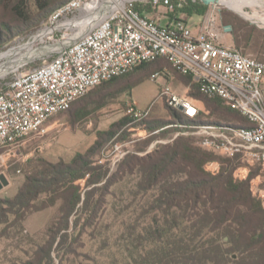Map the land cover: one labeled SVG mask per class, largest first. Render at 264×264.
I'll use <instances>...</instances> for the list:
<instances>
[{
    "label": "trees",
    "instance_id": "obj_1",
    "mask_svg": "<svg viewBox=\"0 0 264 264\" xmlns=\"http://www.w3.org/2000/svg\"><path fill=\"white\" fill-rule=\"evenodd\" d=\"M67 1L32 0L37 9L36 14H32L28 10V0H0V49L11 38L10 43L20 37L17 34L21 30L34 31L38 26L32 23L33 19L48 16ZM147 5L153 7L151 4L136 2L135 9L144 14V6ZM207 7L199 0H183L177 11L188 16H202ZM166 15L171 16L172 13ZM8 17H13L26 27L21 29L19 25L11 23ZM245 30L248 39L254 38L251 43L253 49L259 48L254 52L259 56L264 55V35L253 26ZM233 44L240 47L237 39H234ZM40 63L37 61L31 66ZM166 63L170 65L165 58L158 57L123 75L103 81L78 97L69 109L73 107V111L81 118L87 113L83 108L94 101L98 93L110 95L107 90L116 85L120 86L116 91H129ZM177 73L184 84L190 85L188 94L204 103L205 108L201 107L199 114L209 112L222 118H235L240 124L233 127L252 126L247 118L231 109L220 98L202 92L190 75ZM169 109L177 122L208 123ZM126 118H121L114 125L124 123ZM165 122L157 119L146 121L145 129L155 131ZM213 124L221 125L218 122ZM112 133L107 130L98 134L110 136ZM100 145L97 138L84 153H76L70 161L59 159L50 162L37 158L33 167L28 168L31 163L29 160L24 168V179L16 193L11 197L0 198V237L7 238L20 234L24 230L23 222L33 212L51 208L58 200L62 201L59 209L64 211V216L58 226L52 225L54 229L50 231L53 232V243L52 240L48 242L46 248L40 249L42 255L34 260L28 259L24 264H53L52 252H75L72 244L81 241L80 235L92 221L78 223L75 220L70 224L69 218L75 214L76 209H88L91 204L97 203L90 200L96 194V188L86 190L82 195L80 185L75 182L85 179L86 184L90 185L105 177L106 172L101 166H94L91 159ZM234 159L230 157L222 161L212 151L195 145L192 139L184 136L176 137L171 143L157 145L145 155L126 157L121 167L131 173L136 171L141 178V183L137 185L138 192L133 196H137L140 191L146 195V200L145 205L132 208L133 212L140 211L138 217H129L128 222L119 221L118 228L122 232L111 244L103 242L102 247L111 246L114 249V252L106 256L107 264H264V208L252 195L249 183L251 176L246 179L233 177ZM213 160L221 161L216 173H210L204 168L206 162ZM98 190L101 191L100 188ZM71 225L72 230L80 225L75 236L69 231ZM225 236L228 237L227 241L223 240ZM57 238L56 249L53 250ZM233 252L237 253L236 258L231 257Z\"/></svg>",
    "mask_w": 264,
    "mask_h": 264
},
{
    "label": "built area",
    "instance_id": "obj_2",
    "mask_svg": "<svg viewBox=\"0 0 264 264\" xmlns=\"http://www.w3.org/2000/svg\"><path fill=\"white\" fill-rule=\"evenodd\" d=\"M136 2L168 10L172 13L169 22L163 24L141 14L135 9ZM182 2L68 0L26 37H17L14 41L27 38L24 47H17L25 51L28 47H58L27 57L23 65L41 63L0 85V149L40 129L52 115L69 109L97 84L163 57L177 72L190 75L202 92L220 98L252 123L251 127L195 124L200 146L264 166V94L260 87L264 61L223 44V34L206 15L195 31L191 29L181 13H174ZM159 74L153 73L152 80ZM161 95L186 117L195 118L201 111L198 99L175 94L168 83ZM147 112L133 110L132 114L139 118ZM120 148L119 143L113 145L114 151ZM211 166L206 163L204 168L215 173Z\"/></svg>",
    "mask_w": 264,
    "mask_h": 264
},
{
    "label": "rangeland",
    "instance_id": "obj_3",
    "mask_svg": "<svg viewBox=\"0 0 264 264\" xmlns=\"http://www.w3.org/2000/svg\"><path fill=\"white\" fill-rule=\"evenodd\" d=\"M144 7V14L152 19H162V16L168 13V10L163 7H148V5ZM177 9L174 10L175 14L180 13ZM28 10L32 14H36L37 9L32 0H28ZM235 10L237 9L227 7L221 3L210 4L202 16L210 17L214 29L222 34H225L223 27L228 22L227 25L230 26L228 27V34L231 35L233 41L237 39L240 44L238 48L235 44H232V46L264 60V55L259 56L254 52L259 48L253 49L251 43L254 38L248 39L246 36L247 30H245L246 27L253 26L264 35V8L245 6L242 10H237L238 12ZM202 16L183 14L190 28H194L196 24L200 23ZM46 17L43 16L39 20L33 19L32 23L36 24L37 27ZM7 19L11 23L19 25L21 29L26 27L13 17ZM31 32L32 30L25 29L17 35L26 37ZM11 39L0 49V63L3 62L2 59L4 58L12 59L17 54L25 53L24 49H20L21 52L16 49L19 51L14 52L15 54L7 53L12 47H24L28 43L27 38L19 41L13 40L10 43ZM20 65L22 67L10 71L2 77L0 76V85H3V82L16 73L32 68L30 64L23 65L21 63ZM155 72L160 74L152 80L151 75ZM167 83L170 84L171 90L175 94L189 95L190 85L184 84L181 81V76L166 63L163 68L144 77L129 91H116L120 87L116 85L107 90L110 95L98 93L96 97L94 96V101L83 108L87 112L83 117L79 118L78 114L73 111V107L68 111L56 113L37 131L30 132L18 143L1 149L0 173L5 174L9 183L0 189V198H6L16 193L17 188L24 179V168L27 167L29 160H31V163L28 168L33 167L37 158L50 162H56L59 159L70 161L76 153H84L97 138L101 142L91 159L94 166H101L103 171L106 172L105 177L98 183L90 185L86 184L85 179H79L75 182L80 185L82 195L86 190L96 188V194L92 195L90 200L92 203H97L96 205L91 204L88 209H82V207L76 209L75 214L73 213L69 218L70 224L75 220H78V223L92 221V224L84 228L85 232L80 235L81 241L72 244V249L75 252L59 251L58 254L52 252L53 264H107L108 258L106 256L114 252V249L111 246L102 247L103 242L107 241L111 244L122 232L118 228L119 221L128 222L129 217L130 219L138 217L140 211L133 212L132 208L136 209L140 204L145 205L146 200V195H143L140 191L137 196H133L136 191L138 192L137 185L141 183V178L136 171L131 173L125 167H121L126 157L145 155L157 145L171 143L178 136L189 137L195 145L201 147V137L196 132L195 124L177 122L170 114L169 108L178 110L170 106L165 100L166 98L161 95L162 88ZM260 87L262 89L263 83ZM203 105L204 103L200 101V106L205 108ZM133 110H148V112L146 115L136 118L132 114ZM208 113L198 114L192 119L208 122L207 124L218 122L221 123L219 126L228 127L240 124L235 118H222ZM123 117H127L124 123L114 125ZM154 119L163 120L167 123L165 122V125L155 131L146 130V121ZM198 124L196 123V125ZM107 130H111L113 133L110 136L98 134ZM115 143L121 144L119 151L113 150ZM121 153L124 154L119 157ZM213 153L222 161L230 158L221 153ZM113 160L115 162L112 164ZM220 162L219 160H213L206 163H212L211 168L215 169L216 173L220 168ZM233 164L235 167L232 170V175L235 179H246L249 175L251 176L249 183L252 195L261 202V206L264 208V166L260 162L248 160L242 156H235ZM99 188L101 191L98 190ZM61 203L62 201L58 200L56 205L51 208L33 212L23 222L24 230L20 234H14L15 236L9 238L0 237V264H24L28 259L34 260L42 255L40 249L42 247L46 248L47 243L51 240L53 243V232H50L54 229L52 225L58 226L64 216V211L59 209ZM79 228L80 225L72 230L71 225L69 230L72 233L71 235L75 236ZM58 238L53 244V250L56 249ZM227 239V236L223 238L224 241H227ZM236 254V252L231 253V257L236 258Z\"/></svg>",
    "mask_w": 264,
    "mask_h": 264
},
{
    "label": "bare ground",
    "instance_id": "obj_4",
    "mask_svg": "<svg viewBox=\"0 0 264 264\" xmlns=\"http://www.w3.org/2000/svg\"><path fill=\"white\" fill-rule=\"evenodd\" d=\"M219 3L224 4L225 6L230 7V8H235L237 10H242V8L245 6L264 8V0H219ZM56 47L58 46H47V47H41V48H36V49H31L30 47H28L25 53L17 54L12 59H9V58L2 59L3 62L0 63V76L2 77L5 74L9 73L10 71L15 70L16 67L20 65L27 57L46 53L49 49H55ZM16 49L18 48L16 47L10 48L9 51H7V53L15 54L14 52L17 53V51L20 50V49L19 50H16Z\"/></svg>",
    "mask_w": 264,
    "mask_h": 264
},
{
    "label": "crops",
    "instance_id": "obj_5",
    "mask_svg": "<svg viewBox=\"0 0 264 264\" xmlns=\"http://www.w3.org/2000/svg\"><path fill=\"white\" fill-rule=\"evenodd\" d=\"M180 15L183 17V14H180ZM156 20H158L159 22H161L163 24H166V23L169 22V17H168V15H164V16H162V19L161 18H157ZM164 20H166V21L164 22ZM196 27H197V24H196V26H194V28H191V29H193L195 31ZM223 28H224L225 34H223L221 36L220 41L223 44H225V45H232L233 44V39H232L231 35L228 34L229 28L227 27L228 28L227 29L225 26ZM262 91H263V94H264V82H263Z\"/></svg>",
    "mask_w": 264,
    "mask_h": 264
},
{
    "label": "water",
    "instance_id": "obj_6",
    "mask_svg": "<svg viewBox=\"0 0 264 264\" xmlns=\"http://www.w3.org/2000/svg\"><path fill=\"white\" fill-rule=\"evenodd\" d=\"M199 1H201L203 4H206V5L219 3V0H199ZM225 27L227 28L230 26L226 25ZM8 183H9V180L7 179L5 174L0 173V189H2L4 186L8 185Z\"/></svg>",
    "mask_w": 264,
    "mask_h": 264
}]
</instances>
